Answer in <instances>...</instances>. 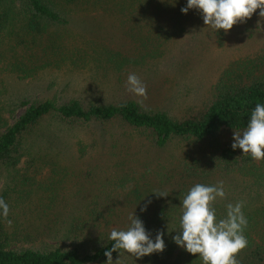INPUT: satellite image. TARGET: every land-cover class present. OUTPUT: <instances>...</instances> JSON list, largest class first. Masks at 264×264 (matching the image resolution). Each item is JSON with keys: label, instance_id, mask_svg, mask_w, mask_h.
Returning a JSON list of instances; mask_svg holds the SVG:
<instances>
[{"label": "rangeland", "instance_id": "rangeland-1", "mask_svg": "<svg viewBox=\"0 0 264 264\" xmlns=\"http://www.w3.org/2000/svg\"><path fill=\"white\" fill-rule=\"evenodd\" d=\"M133 10H136L135 4H129L123 15L115 14L111 18L103 13H89L84 18L72 20L64 29V43L79 60L72 63L67 60L61 64V70L48 67L34 79L18 80L0 68V102L55 96L60 102L73 99L83 103L135 100L145 107L180 115L200 102L206 89L230 61L257 49L263 41L264 17L259 16L258 10L253 13L258 17L256 20L246 19L227 32L220 29L217 33L204 24L196 10L197 14L191 15V20H183L180 26L177 25L179 30L160 38L156 35L158 28L163 25L172 30L173 21L162 20L155 24L153 31L146 22L139 21L136 25L131 20L127 12ZM129 73L140 78L146 87V95L129 91ZM21 110L16 111V115ZM2 115L5 117L7 112ZM28 140V149L17 169L13 174L4 171L0 176V193L7 188L13 196L19 191V196L43 197L42 202L21 204L11 213L10 218L17 215L22 228L32 234L51 233L38 235L26 246L63 242L70 214L80 212L81 202L98 192L100 179L119 159L137 172V185L136 192L123 195L119 205L121 223L117 227L126 228L129 215L140 214L154 238L155 228L150 222L155 216L160 219V224L167 226L163 237L167 241L179 231L180 204L187 192L183 186L185 179L177 172V162L181 157L207 152L206 142L183 139H174L163 148H152L145 139L133 137L116 121H92L68 128L47 118ZM261 162L255 160V165H261ZM212 181L213 185L222 181L228 195L223 199L218 197L213 203L230 196L244 200L251 198L249 192H253V188L250 189L242 176H224ZM145 206L146 211H141ZM162 208H170V217L163 216ZM55 230L59 232L58 236L53 234ZM173 246L177 245L174 243ZM140 260L126 253L113 264H140Z\"/></svg>", "mask_w": 264, "mask_h": 264}, {"label": "trees", "instance_id": "trees-1", "mask_svg": "<svg viewBox=\"0 0 264 264\" xmlns=\"http://www.w3.org/2000/svg\"><path fill=\"white\" fill-rule=\"evenodd\" d=\"M186 2L0 0V68L3 67L4 73L18 80L34 79L46 72L48 67L56 70L67 60L70 63L77 61L79 59L64 43L65 27L77 17L84 18L89 13H103L111 18L115 14L123 15L129 4L136 6L133 12H127L136 25L144 21L155 31V24H160L162 20L173 21L172 30L162 25L156 31L157 38L169 37L180 29L177 25L180 26L183 20L189 21L191 15L197 14L195 9H190L186 14L181 12ZM256 18L253 15L248 20ZM262 40L257 49L230 61L206 89L200 102L180 115L148 108L135 100L83 103L73 99L60 102L55 96L34 100L14 98L0 102V176L4 171L13 174L24 151L28 149L29 136L47 118L68 128L92 121H116L128 129L133 137L145 139L150 147L156 149L163 148L174 139L206 142L205 154L179 158L176 168L180 177L185 179L183 186L188 191L198 183L213 185L214 178L242 176L250 189L253 188V192H249L251 198L244 200L230 196L213 203V207L217 216L223 218L228 203L243 201L242 211L247 218L244 235L248 243L236 258L240 264H264V159L261 165H255V160L249 154L231 147L234 131H242L255 104L264 102V36ZM19 109L22 110L16 115ZM2 112H7V115L4 117ZM119 160L110 165L107 174L100 179L98 192L81 202L80 212L70 214L64 230V241L58 244L41 242L26 246L38 235L51 233L42 231L34 235L22 228L17 215L10 218L21 204L27 206L31 201L42 202L43 197L32 199L29 195L19 196V191L13 196L9 189L1 190L0 197L8 203L9 214L6 219L0 217V264H106L104 253L114 243L107 239L108 234L112 228H119L117 226L121 223L119 205L124 194L136 192L137 185V172ZM161 211L164 217H170V208H162ZM138 216L143 219L140 214ZM9 220L13 224L9 225ZM159 222L160 219L157 220L155 216L151 218L150 223L155 228L154 238L157 230L162 231L163 237L166 235L164 229L167 226ZM58 233L57 230L53 232L55 236ZM170 239L164 240L162 252L140 257V264H203L199 254L173 246L174 241ZM119 251L120 254L118 251L112 253L113 261L126 254L124 250Z\"/></svg>", "mask_w": 264, "mask_h": 264}, {"label": "clouds", "instance_id": "clouds-1", "mask_svg": "<svg viewBox=\"0 0 264 264\" xmlns=\"http://www.w3.org/2000/svg\"><path fill=\"white\" fill-rule=\"evenodd\" d=\"M190 9L199 11L204 24L211 29L227 32L235 24L245 22L257 9L259 16L264 17V0H187L181 12L186 14ZM127 85L130 92L146 95V87L135 73L128 74ZM231 147L233 150L241 149L253 160L264 159V102L255 104L242 131H234ZM225 196L222 181L217 185L198 183L188 189L180 204L179 231L172 240L187 252L199 254L203 264H240L237 254L248 243L244 235L247 218L242 211L243 201L228 203L226 215L223 218L217 216L213 202ZM146 207L141 211H146ZM8 214L9 205L0 197V217L6 219ZM128 221L126 228H112L109 232L107 239L114 243L104 253L106 264H113L114 251L120 254L119 250H124L140 258L164 250L163 233L157 230L153 239L150 230L134 213L129 215ZM8 223L10 225L11 221Z\"/></svg>", "mask_w": 264, "mask_h": 264}]
</instances>
